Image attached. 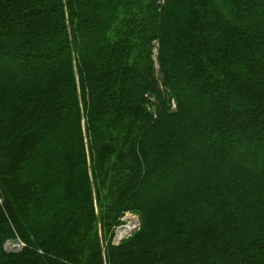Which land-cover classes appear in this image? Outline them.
Listing matches in <instances>:
<instances>
[{
	"label": "trees",
	"instance_id": "trees-1",
	"mask_svg": "<svg viewBox=\"0 0 264 264\" xmlns=\"http://www.w3.org/2000/svg\"><path fill=\"white\" fill-rule=\"evenodd\" d=\"M0 199V264H264V0H0Z\"/></svg>",
	"mask_w": 264,
	"mask_h": 264
},
{
	"label": "rangeland",
	"instance_id": "rangeland-1",
	"mask_svg": "<svg viewBox=\"0 0 264 264\" xmlns=\"http://www.w3.org/2000/svg\"><path fill=\"white\" fill-rule=\"evenodd\" d=\"M121 223L119 225H116L113 227V233H112V239L115 238V236L117 235V231L120 232L122 230H125V228L127 226H134L137 223L139 224V219L137 217V215L133 214V213H129L127 212L122 218H121ZM134 231V230H133ZM131 231V233L133 232ZM19 245L20 247L23 245L22 242L19 241H14V240H10L6 243V247L8 249L13 248L14 246Z\"/></svg>",
	"mask_w": 264,
	"mask_h": 264
},
{
	"label": "water",
	"instance_id": "water-1",
	"mask_svg": "<svg viewBox=\"0 0 264 264\" xmlns=\"http://www.w3.org/2000/svg\"><path fill=\"white\" fill-rule=\"evenodd\" d=\"M139 224L137 223L136 225H134L129 231H117V235L115 236V238L113 239L114 243H119L121 240L125 239L128 235H130L131 231L135 230L136 228H138ZM121 233V235H120ZM18 247L14 246L13 249H17Z\"/></svg>",
	"mask_w": 264,
	"mask_h": 264
},
{
	"label": "bare ground",
	"instance_id": "bare-ground-1",
	"mask_svg": "<svg viewBox=\"0 0 264 264\" xmlns=\"http://www.w3.org/2000/svg\"><path fill=\"white\" fill-rule=\"evenodd\" d=\"M131 228H132V226H127V227L125 228V230H122V232H124V231H129ZM120 235H121V233H120Z\"/></svg>",
	"mask_w": 264,
	"mask_h": 264
},
{
	"label": "built area",
	"instance_id": "built-area-1",
	"mask_svg": "<svg viewBox=\"0 0 264 264\" xmlns=\"http://www.w3.org/2000/svg\"><path fill=\"white\" fill-rule=\"evenodd\" d=\"M0 201H1V199H0ZM16 247H20L19 245H16Z\"/></svg>",
	"mask_w": 264,
	"mask_h": 264
}]
</instances>
